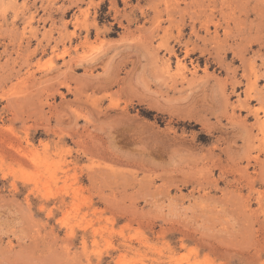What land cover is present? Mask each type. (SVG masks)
I'll list each match as a JSON object with an SVG mask.
<instances>
[{
	"label": "rangeland",
	"instance_id": "1",
	"mask_svg": "<svg viewBox=\"0 0 264 264\" xmlns=\"http://www.w3.org/2000/svg\"><path fill=\"white\" fill-rule=\"evenodd\" d=\"M0 264H264V0H0Z\"/></svg>",
	"mask_w": 264,
	"mask_h": 264
}]
</instances>
